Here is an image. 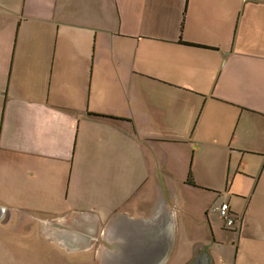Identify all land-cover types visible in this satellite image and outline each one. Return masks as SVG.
<instances>
[{"label":"crops","instance_id":"1","mask_svg":"<svg viewBox=\"0 0 264 264\" xmlns=\"http://www.w3.org/2000/svg\"><path fill=\"white\" fill-rule=\"evenodd\" d=\"M113 84L148 96L164 94L167 106L159 100L140 101L143 94L134 108L126 106L120 115L118 109L103 110L101 114L110 115L89 118L107 119L120 131L138 134L166 127L160 118L167 111L172 119H183L173 127L194 136V154L200 145L227 152L223 159L229 177L236 166L227 192L246 201L245 207L224 201V193L217 192L212 208L223 222L217 207L229 204L237 219L235 234L227 241H212L209 230H229L224 222L221 226L209 215L206 222L191 209L181 211L173 190H160L152 199L155 191L148 183L121 200L123 208L140 191L151 193L137 201L138 215L118 208L103 220L93 208L73 210L58 221L72 223L78 234L53 230L49 221L44 233L60 244L69 233L76 235L82 241L79 248L93 250L95 264H117L126 238L131 239L141 220L153 216L167 197L174 237L164 264H193L200 255L199 264H264V238L256 228L264 222V213L259 217L251 210L252 204L264 208V0H0L2 165L17 164L30 172L45 160L54 161L66 168L71 181L82 113L92 112L97 90L104 94ZM52 98L60 104L51 106ZM255 163L260 166L257 174L246 169ZM189 176L194 184L187 179L186 185L195 186ZM106 180L122 190L129 187L120 177ZM12 227L26 231L31 225ZM20 246L30 249L32 242L25 239Z\"/></svg>","mask_w":264,"mask_h":264},{"label":"rangeland","instance_id":"2","mask_svg":"<svg viewBox=\"0 0 264 264\" xmlns=\"http://www.w3.org/2000/svg\"><path fill=\"white\" fill-rule=\"evenodd\" d=\"M116 18L114 8V31L119 26ZM140 95H143L140 101L159 100L162 107L167 106L164 94L148 96L141 91L138 92L136 88H124L117 84L105 87L104 94L99 90L95 92L94 102L91 103L92 112L82 113L84 119L78 128L76 161L69 182L64 174L66 168L54 161L45 160L40 168L34 167L30 172H26L17 164L7 167L0 163V264H95L93 250L79 248L82 241L80 238H74L76 235L70 234L77 233L72 231L75 226L72 223L59 222L58 219L66 214L68 216L73 210L93 208L100 213L103 220H106L109 213L121 207V200L129 197L133 189L140 184L148 183L155 191L152 192L154 193L152 199L160 190L170 193L173 190L178 209L181 211L191 209L199 219L206 222L209 215L210 219L216 220L221 226L224 223L215 217L212 208L217 192L224 193V201L237 202L238 205L245 207L246 201L236 200L231 192H227L236 169L233 165L229 177L227 161L223 159L227 152L222 149L210 151L207 146L200 145L194 154L193 147L195 148L196 144L191 141L194 136L188 129L187 134H184L186 129L173 127L175 122H183V119L178 117L172 119L165 111L160 120L166 127L130 134L126 133V129L120 131L114 128L107 119L88 117L89 114L108 117L110 114H101L100 111L112 113L114 109H118L120 115L122 108L126 106L134 108ZM127 100H131V104L127 103ZM50 101L51 106L60 104L54 98ZM64 106L71 107L72 103L64 102ZM185 139L189 142H184ZM237 154L241 155L239 152ZM130 167L135 169L133 173L129 171L126 175L122 172L123 168ZM119 168H122L121 172ZM259 168L258 163H255L249 164L246 169L257 174ZM190 173L196 182L195 186L186 185ZM132 174L137 177H131ZM62 176L67 182L65 180L62 182ZM77 176L86 179L80 180ZM108 176L120 177L122 182L127 181L129 187L122 190L118 184L107 181ZM149 194L151 193L140 191L120 209L135 215L140 214L137 201L148 198ZM92 195L96 200L91 199ZM116 196L120 197L118 201L115 199ZM262 205H251V210L259 217L264 213ZM180 217L184 223L183 214L180 213ZM48 221L53 230L70 232L66 235L67 241L60 244L52 236L44 233L43 228ZM51 221L53 223L50 224ZM21 222H26L31 227L26 231L12 227ZM256 228L262 231L260 234L264 238L263 220L256 224ZM228 229L223 232L218 230L217 234L209 230L210 239L215 241L216 238L224 237L227 241L235 234L232 232L234 229ZM25 239L32 242L30 249H23L20 246V242Z\"/></svg>","mask_w":264,"mask_h":264},{"label":"water","instance_id":"3","mask_svg":"<svg viewBox=\"0 0 264 264\" xmlns=\"http://www.w3.org/2000/svg\"><path fill=\"white\" fill-rule=\"evenodd\" d=\"M173 237L172 204L163 197L154 215L141 220L140 230L133 231L131 239L126 238L117 264H164L171 251ZM124 259L125 262H120ZM201 260L200 255L193 264H199Z\"/></svg>","mask_w":264,"mask_h":264},{"label":"built area","instance_id":"4","mask_svg":"<svg viewBox=\"0 0 264 264\" xmlns=\"http://www.w3.org/2000/svg\"><path fill=\"white\" fill-rule=\"evenodd\" d=\"M217 213L220 217V219L224 222L225 226L227 228H232L235 226L237 219L233 215V213L230 210L229 204L226 202H222L217 207Z\"/></svg>","mask_w":264,"mask_h":264},{"label":"trees","instance_id":"5","mask_svg":"<svg viewBox=\"0 0 264 264\" xmlns=\"http://www.w3.org/2000/svg\"><path fill=\"white\" fill-rule=\"evenodd\" d=\"M188 183H189V184H192V185L194 184V182H193V180H192V177H191V176H189V178H188Z\"/></svg>","mask_w":264,"mask_h":264}]
</instances>
